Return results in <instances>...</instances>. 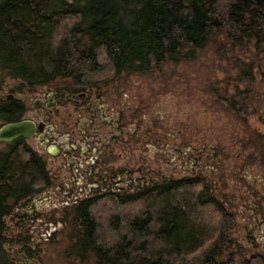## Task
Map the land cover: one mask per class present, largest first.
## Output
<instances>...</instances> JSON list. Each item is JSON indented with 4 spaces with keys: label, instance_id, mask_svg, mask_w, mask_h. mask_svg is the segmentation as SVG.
Returning a JSON list of instances; mask_svg holds the SVG:
<instances>
[{
    "label": "trees",
    "instance_id": "trees-1",
    "mask_svg": "<svg viewBox=\"0 0 264 264\" xmlns=\"http://www.w3.org/2000/svg\"><path fill=\"white\" fill-rule=\"evenodd\" d=\"M221 39L233 50L253 46L264 59V0H0V71L26 89L78 95L114 77L192 62ZM14 105L0 104V122L22 114ZM5 147L0 264H14L4 252L6 219L55 182L24 142ZM61 213L71 225L66 264H264V254L224 261L236 219L201 175L78 201Z\"/></svg>",
    "mask_w": 264,
    "mask_h": 264
},
{
    "label": "rangeland",
    "instance_id": "rangeland-1",
    "mask_svg": "<svg viewBox=\"0 0 264 264\" xmlns=\"http://www.w3.org/2000/svg\"><path fill=\"white\" fill-rule=\"evenodd\" d=\"M92 93L100 98L107 118L124 126V142L133 143L129 153L122 143L115 150L113 165L132 171L118 183L119 194H134L164 180L204 176L236 219L234 244L224 261L239 263L243 254L245 259L264 254V59L258 50L253 46L233 50L221 39L192 62L165 65L147 75L114 77ZM25 94L27 117L45 115V110L34 107L38 95L32 89L0 71V104L10 95L22 100ZM70 106L57 116L62 131H78L79 110L74 102ZM96 115L101 118L100 111ZM4 124L0 122V128ZM104 129L110 136L120 131L112 125ZM27 144L42 154L55 184L64 191L76 168L59 169L57 159L49 164L52 157L39 150L35 138ZM5 148L0 143V151ZM79 181L76 176L72 183L76 187ZM74 190L67 198L50 189L7 217L4 252L11 262L66 264L63 252L70 245L71 225L61 211L83 200Z\"/></svg>",
    "mask_w": 264,
    "mask_h": 264
},
{
    "label": "flooded vegetation",
    "instance_id": "flooded-vegetation-1",
    "mask_svg": "<svg viewBox=\"0 0 264 264\" xmlns=\"http://www.w3.org/2000/svg\"><path fill=\"white\" fill-rule=\"evenodd\" d=\"M37 88H42V90L32 89V93L34 92V94L38 95L37 99L33 102L34 107L38 111L42 109L46 111V114L38 117V119L27 117L29 112L26 104L28 94H25L22 100L15 99L14 97L11 100H6L5 104L12 102L22 112L12 123L29 120L36 124H44L43 133L35 135L34 138L38 143L39 150L44 151L46 155L52 157L49 164H54L55 159H57L60 161V163L56 164L59 169L69 171L76 168L73 171L72 178L65 183L64 191L58 188L56 184V186L54 185L50 189L61 191L67 198H71V196H74V189L77 188L81 192L78 194V197L80 199L83 198L81 201L109 194L121 195L118 193L120 189L118 183L121 179H126L125 175L132 173L130 167L119 168L113 165L116 155L115 150H118L120 144L122 143L124 148L128 150L126 153L131 151L129 149L133 145V143L129 142L127 145L124 142L125 139L122 137L124 126H119L118 123H113L112 118H107L105 115L106 110L100 104V98H95L92 91H85L78 95H68L63 93L62 90L52 89L48 86ZM77 96L79 100L74 99ZM72 102H74L79 110L78 119L80 123L75 122L79 126L78 131L75 129H71L70 132L66 130L62 131L59 128L57 116L62 114V108H70ZM97 111H100L101 118H98V115H96ZM68 112L72 111L69 110ZM83 115H85L86 119ZM119 120L117 122H120ZM62 124H65V122L63 121ZM111 125L120 130L117 136H110L108 131L104 129ZM18 141H22L28 145V140L20 139ZM31 149L44 160L47 168L48 163L42 154L33 148ZM76 176H79L81 181L75 187L72 181ZM99 180L102 184L99 183ZM103 186L104 188H102ZM50 189L43 193L50 192ZM31 200L33 198L29 199V201ZM19 209H23V205H20Z\"/></svg>",
    "mask_w": 264,
    "mask_h": 264
},
{
    "label": "water",
    "instance_id": "water-1",
    "mask_svg": "<svg viewBox=\"0 0 264 264\" xmlns=\"http://www.w3.org/2000/svg\"><path fill=\"white\" fill-rule=\"evenodd\" d=\"M13 95L7 97L11 100ZM3 101V99H0ZM44 131V124H36L35 122L24 120L17 123H6L0 128V143L13 144L20 139L31 140L37 134Z\"/></svg>",
    "mask_w": 264,
    "mask_h": 264
}]
</instances>
